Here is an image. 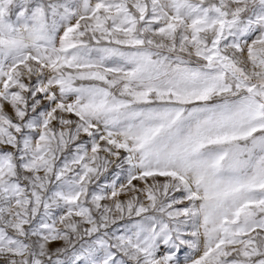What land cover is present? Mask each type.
I'll return each mask as SVG.
<instances>
[{"label":"snow or ice","instance_id":"6c2138e0","mask_svg":"<svg viewBox=\"0 0 264 264\" xmlns=\"http://www.w3.org/2000/svg\"><path fill=\"white\" fill-rule=\"evenodd\" d=\"M0 264H264V0H0Z\"/></svg>","mask_w":264,"mask_h":264}]
</instances>
